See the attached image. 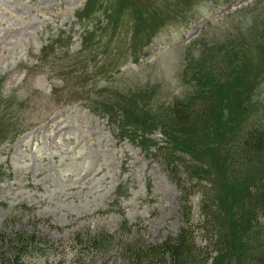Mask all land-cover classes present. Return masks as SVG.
Segmentation results:
<instances>
[{
    "label": "rangeland",
    "instance_id": "374dc122",
    "mask_svg": "<svg viewBox=\"0 0 264 264\" xmlns=\"http://www.w3.org/2000/svg\"><path fill=\"white\" fill-rule=\"evenodd\" d=\"M197 94L215 111L170 130ZM263 110L264 0H0V233L44 234L42 264L77 232L160 242L184 223L163 162L236 205L227 146Z\"/></svg>",
    "mask_w": 264,
    "mask_h": 264
},
{
    "label": "trees",
    "instance_id": "16d2710c",
    "mask_svg": "<svg viewBox=\"0 0 264 264\" xmlns=\"http://www.w3.org/2000/svg\"><path fill=\"white\" fill-rule=\"evenodd\" d=\"M170 109L169 129L190 135L191 123L216 107L214 98L197 94ZM235 136L227 146V162L229 178L236 185V205L215 195L204 169L202 174L197 168L189 171L183 161L175 170L165 161L168 175L182 192L184 223L178 232L156 243L119 241L108 231L77 232L72 238L76 253L68 264H264V110L250 116ZM187 182L202 192L197 218L185 203L192 192ZM36 232L23 228L12 236L0 233V264L44 263L50 247L45 235Z\"/></svg>",
    "mask_w": 264,
    "mask_h": 264
}]
</instances>
